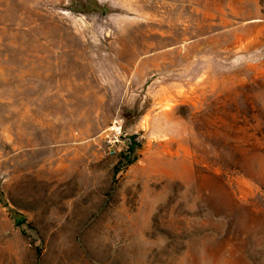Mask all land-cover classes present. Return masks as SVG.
<instances>
[{
    "label": "rangeland",
    "instance_id": "374dc122",
    "mask_svg": "<svg viewBox=\"0 0 264 264\" xmlns=\"http://www.w3.org/2000/svg\"><path fill=\"white\" fill-rule=\"evenodd\" d=\"M0 264H264V0H0Z\"/></svg>",
    "mask_w": 264,
    "mask_h": 264
}]
</instances>
